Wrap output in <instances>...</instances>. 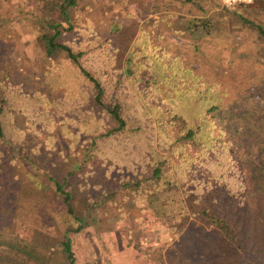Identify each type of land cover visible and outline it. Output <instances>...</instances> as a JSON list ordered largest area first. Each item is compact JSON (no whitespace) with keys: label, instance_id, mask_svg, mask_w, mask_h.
Instances as JSON below:
<instances>
[{"label":"trees","instance_id":"obj_1","mask_svg":"<svg viewBox=\"0 0 264 264\" xmlns=\"http://www.w3.org/2000/svg\"><path fill=\"white\" fill-rule=\"evenodd\" d=\"M45 1L48 12L39 19L51 31L36 36L54 68L45 74L53 86L63 87L62 106H46L41 90L28 85L16 67L0 77V264H47L45 255L13 228L26 217L41 227L61 219L63 226L55 225L56 245L66 264H75L70 233L85 225L75 207L79 199L94 202L89 186L110 191L93 216L118 213L132 223L144 222L147 197L180 190L186 220L179 230L168 226L169 239L151 257L156 264H264L262 116L254 105L228 110L235 120L219 113L221 106L232 105L231 89H245L243 68L252 63L233 40H223L231 37L226 12L207 11L218 9V1L209 0L205 8L200 0H178L201 9L183 27L167 25L189 45L167 42L168 50L158 54L143 26L120 67L113 66L111 44L77 48L61 38L75 27L68 7L77 0ZM248 5L264 13V0ZM229 14L253 29L261 43L256 42L255 52L264 51V22L235 10ZM215 28L220 35L214 38ZM198 29L205 39H194ZM206 42L208 51L201 48ZM169 53L174 64L166 67L170 61L163 57ZM192 61L202 69L192 68ZM190 69L197 71L195 77L181 78L180 72ZM28 130L38 137L36 143L21 139ZM183 143L195 147L190 157L187 152L179 156L177 145ZM21 150L43 164L54 198L25 167Z\"/></svg>","mask_w":264,"mask_h":264},{"label":"rangeland","instance_id":"obj_2","mask_svg":"<svg viewBox=\"0 0 264 264\" xmlns=\"http://www.w3.org/2000/svg\"><path fill=\"white\" fill-rule=\"evenodd\" d=\"M44 1L0 0V77L2 74L11 75L12 66L20 69L18 72L26 79L28 85L41 90L39 92L41 98L47 100L46 106L52 109L54 106L56 108L62 106L58 96L63 94V87L53 86L51 78L45 74L51 73L54 68H52L51 60L46 57L42 45L38 41V36H36L37 32L51 31L44 21L39 19L41 16H46L48 12ZM57 1L47 0L45 2L53 4ZM217 1L218 9L211 10L209 0H200L205 8L209 7L207 11L210 10V13L219 10L223 13L226 12L225 22L231 37L223 40H233L232 43L236 45V48L245 50L243 55L252 63L243 68L246 75L245 89L242 91H239L238 87L234 90L231 89L227 98L231 99L230 102L233 101V103L232 105L223 104L224 107H220L219 113L227 112L228 117L233 116V120H235L233 111L228 110L237 107L244 109L253 105L257 106L256 108L261 111L262 116L259 121L261 133L259 138L264 146V51L257 50L255 52V44L259 40L257 41L253 29L229 12L239 11L245 16L255 20L259 19L261 22H264V13L260 11L256 14L255 10L248 5L250 0H244L246 4H244L245 2L238 3L236 0ZM68 12L69 20L75 27L70 31H64L61 38L73 41L77 48L81 45L88 48L91 44H96L99 48L104 49L102 43L111 44L114 46L113 66L120 67L129 51L130 43L143 26L148 30L147 38L151 41V45L157 47L158 54L164 55L171 41L187 47L189 42L184 39V36L170 28L183 27L186 23L185 20L191 16H199L201 9L198 8L197 3L186 5L178 0H77L74 6L68 7ZM221 20L223 19L221 18ZM217 33H219L218 29L213 30L211 35L215 38L220 35ZM188 35L185 34L186 37H189ZM193 35L196 40L197 38H206V34L201 29L195 31ZM207 43L202 44L201 48L208 51ZM180 54V58L185 59L186 53L179 52ZM173 56L174 53H169L163 57L170 61L166 67L174 64L171 63ZM59 60L57 57L53 59L54 63ZM191 67L197 71L202 69L199 62L196 61L191 62ZM197 71L183 70L180 75L181 78L189 79L191 76L195 77ZM214 87L218 90L216 85ZM256 108H254L255 111L258 110ZM65 111L64 114L68 115V111ZM17 115L21 121L23 116L20 113ZM52 115L54 119L59 118L56 113H52ZM216 118L221 119L220 115ZM221 121L219 120L217 123L224 124ZM22 124L24 127L25 123L22 122ZM70 127L73 126L70 125ZM175 130L177 131V129ZM213 132L217 133L215 128ZM21 139L33 144L36 143L38 137L28 130L24 132ZM177 147L179 156H182L181 153L187 152L190 157L195 149L194 146L186 147L184 143L183 145L178 144ZM260 155L264 157V148ZM20 156L25 167L43 181L42 188L48 190L54 198L55 194L49 186L51 183L43 164L27 150H21ZM87 192L94 202L85 203L79 199L75 207L76 211L83 214L85 225L78 232L70 233L75 264H84L87 261L96 264H156L151 257L169 239L168 226L172 224L176 230H179L186 220L185 207L180 190L177 188H169L158 193L157 196L147 197L142 215L144 222L142 223H132L128 217H122L118 213L101 217L93 216L98 204L107 199L110 191L89 186ZM31 219L26 217L21 220L22 222L15 221L13 224L15 232L25 242L43 253L47 264H66L62 252L56 245L55 225L58 224L62 227V223L59 222L61 219H54L56 224L52 222V225L42 227L33 223Z\"/></svg>","mask_w":264,"mask_h":264}]
</instances>
